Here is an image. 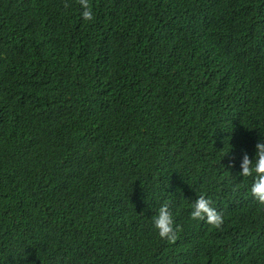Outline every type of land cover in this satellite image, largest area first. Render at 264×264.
I'll return each mask as SVG.
<instances>
[{"label": "trees", "instance_id": "obj_1", "mask_svg": "<svg viewBox=\"0 0 264 264\" xmlns=\"http://www.w3.org/2000/svg\"><path fill=\"white\" fill-rule=\"evenodd\" d=\"M88 3L0 0V264H264V0Z\"/></svg>", "mask_w": 264, "mask_h": 264}, {"label": "clouds", "instance_id": "obj_2", "mask_svg": "<svg viewBox=\"0 0 264 264\" xmlns=\"http://www.w3.org/2000/svg\"><path fill=\"white\" fill-rule=\"evenodd\" d=\"M80 4L82 8L81 16L83 19H91L92 10L88 0H80ZM242 5L256 8L261 7L260 2H256L255 4L242 3ZM261 43L263 42L261 41ZM261 66H264V55ZM230 164L231 161H229V165ZM214 168L211 175L205 176L206 181L209 182L215 176L219 165H216ZM239 174L241 176H253V182L249 190L256 200L264 203V139H258L255 142L254 153L251 158L247 151L244 152L240 161ZM190 216L201 222V224L205 223L208 226H211V224L218 226L222 222L220 214L211 206L210 201L203 194L198 196L193 203L190 204ZM152 223L161 238H166V241H172L176 238L173 216L166 203L162 204L156 210V213L152 217Z\"/></svg>", "mask_w": 264, "mask_h": 264}]
</instances>
